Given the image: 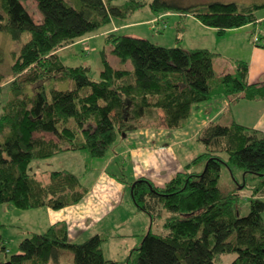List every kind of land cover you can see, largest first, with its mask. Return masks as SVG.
Returning a JSON list of instances; mask_svg holds the SVG:
<instances>
[{"label": "trees", "instance_id": "16d2710c", "mask_svg": "<svg viewBox=\"0 0 264 264\" xmlns=\"http://www.w3.org/2000/svg\"><path fill=\"white\" fill-rule=\"evenodd\" d=\"M37 2L43 14L40 22L24 0H0V31L15 40L25 31L31 33L15 56L13 79L0 71V89L9 82L15 92L0 115L2 203L24 209L78 204L87 188L75 172L55 170L44 183L31 173V163L82 149L103 156L119 133L136 129L142 119L158 110L163 111L165 124L181 127L195 105L256 87L248 81V62L241 61L235 72L215 77L216 53L210 49L159 45L138 35L107 34L112 52L123 63L131 58L133 68L115 66L104 52L98 79L90 75L89 65H67L59 50L96 34L115 19L127 20L147 5L155 11L163 6V12L191 14L222 34L256 22L264 3L242 6L236 1L212 0L200 7L176 5L173 0ZM2 61L0 50V64ZM59 77L71 79L75 85L47 87L46 80ZM30 83L38 84L34 95L23 91ZM200 140L206 151L164 185L145 176L131 184L134 201L150 215L152 226L163 220L160 233L151 227L134 249L135 258L131 255L125 262L107 258L100 233L73 242L63 220L24 238L19 251L0 258V264H50L51 260L60 264L64 248L72 250L75 264H218L222 255L232 253L236 257L229 264H264V133L237 122H211L202 129ZM199 161L206 162L204 171H192L191 166ZM223 165L232 171L241 169L245 177H260L247 215L240 213L242 188L226 192L219 185ZM3 225L0 219V251L6 252Z\"/></svg>", "mask_w": 264, "mask_h": 264}, {"label": "rangeland", "instance_id": "374dc122", "mask_svg": "<svg viewBox=\"0 0 264 264\" xmlns=\"http://www.w3.org/2000/svg\"><path fill=\"white\" fill-rule=\"evenodd\" d=\"M125 1L119 0L120 3ZM210 1L212 0H173L178 3L176 5L199 4L200 7L203 6L201 3ZM222 1H236L242 6L264 3V0ZM24 4L37 22L43 20L37 0H24ZM164 9L161 6L160 10L155 11L147 5L130 14L128 21L144 19L153 13L160 15ZM257 13L263 15L264 7L259 8ZM182 18L183 21H180V15L172 14L166 18L167 26L163 20L158 23L142 22L139 26L128 27L120 32L137 34L159 45L182 46L188 49L206 46L212 50H219L221 53L214 56L213 75L220 71H222L220 73H225L228 71L224 70L226 68L232 69L233 57L251 59L249 48L254 45L248 39L253 31L252 25H245L237 31L218 35L214 27L205 25L191 14ZM154 24H158V29H152ZM108 27L109 25L90 37L61 48L59 54L62 60L70 66L89 65L90 75L96 79L100 77L104 67V52L115 66L132 69L131 58L123 63L112 52V45L106 40L107 34L103 33ZM30 37V31H25L20 40H15L11 34L0 31V50L3 58L0 71L8 75L9 80L13 79L12 64L15 56L20 53L23 44ZM45 83L48 88L58 87L60 89L71 88L75 85L73 80H63L61 77L46 80ZM37 85L27 84L23 91L34 95ZM14 93L9 82L0 89V115L3 105L14 96ZM202 110L199 114H192L193 116L191 115L181 127H170L164 124L163 119L159 117V125L156 126L162 129V125H166L163 132L152 133L151 124L147 121L141 122L139 128L148 133L147 135L137 132V129L119 133L103 156H92L87 149H82L34 160L30 165V171L44 182L49 180L54 170L75 172L82 186L87 188L86 196L80 204L60 209L47 206L24 209L0 202V219L4 224L1 234L7 246L6 252L0 251V258L18 252L20 242L24 238L36 232H45L52 223L58 220H64L67 223L69 237L75 243L84 242L96 233H100L105 238L103 251L107 258L123 262L127 261L131 255L135 258L134 249L140 246L151 227L153 231L160 233L163 229V220L156 221L152 226L150 215L139 209L134 201L131 184L139 177L145 176L155 184L163 185L177 173L175 172L177 169H183L196 156L206 151L204 143L200 140V129L212 121L213 115L210 110ZM218 120L220 118L215 119V121ZM221 154L227 158L226 152H221ZM165 162L166 168L164 167ZM205 167L206 162L199 161L194 163L190 169L201 172ZM259 183V176L247 174L245 177L241 169L234 168L232 171L223 165L219 185L226 192L237 189V187L242 188L239 199L242 216L249 213L253 190ZM96 206H101L102 211L96 212ZM235 257V253L222 255L218 264H229ZM50 264L55 263L51 260ZM60 264H75L71 249L61 250Z\"/></svg>", "mask_w": 264, "mask_h": 264}, {"label": "crops", "instance_id": "0c3cea01", "mask_svg": "<svg viewBox=\"0 0 264 264\" xmlns=\"http://www.w3.org/2000/svg\"><path fill=\"white\" fill-rule=\"evenodd\" d=\"M172 14L180 15L181 16L180 21H183V18H182L183 16L189 15V14H182L181 12L169 11V12H162V13H160V15H156V13H153V15H151L147 18L135 19L131 22H129L128 19H127V21L115 19L109 25V27L105 31H103V33L108 34L110 32H120L122 29H125L128 27L139 26L142 24V22H150V23H152V22L156 23L157 22L158 23L161 20H163L165 23V26H167L168 21L166 20V18L170 17ZM250 25L253 26V28H252L253 31L250 33L248 40L250 42H252L254 45V46H250V48H249L250 49L249 54L251 56V59L247 60V59L241 58V57H233L232 58V64H233L232 69L226 68L224 70H228V71H226L225 73H220V72H222V71H220V72H218V74H215L214 76L220 77V76H222L228 72H235L237 69V64L241 61H245V62H248V64H249V71H248L249 84L254 83V84H256L255 85L256 87L255 88L252 87L248 91H243L238 96L234 95L233 97H228V98L227 97L216 98V99L195 105L194 110H193V115L196 113L199 114L200 110H202V109H204L206 111L210 110L213 117H212V121H210L209 123L220 122L222 124H228L229 125L233 122H237V123H240L242 125H245V126L251 128V129H255V130L259 131L260 133H264V44H261V45L258 44L257 45L253 40V36L255 35L254 33H256V32H261L260 35L264 36V14L258 15V19L256 22L250 23L246 26H250ZM242 27L235 28V29H229L225 33H222V34L219 33L216 28H214V29L218 35H224L230 31H237L239 29H242ZM152 29H158V24L157 25L154 24V27ZM120 33H122V32H120ZM126 34H129V33H126ZM132 35H137V34H132ZM196 48H207V49H210L211 51L215 52L218 55L221 53L219 50H212L211 48L206 47V46H198V47H194L191 49H196ZM186 49H188V48H186ZM191 49H189V50H191ZM251 92L254 93V95L251 96L250 95ZM156 115H159V117H161L164 121V113L161 110H158L156 112L155 117L151 114L148 116V118L141 120V122L147 121L148 124H151L150 128L152 129L151 130L152 133L163 132V130H165V128H166V125L165 126L162 125L163 128L158 129V127L156 125H159L158 124L159 118H157ZM218 118H220V120L215 121V119H218ZM225 122H227V123H225ZM208 124H205L202 126V128L200 129V135H201L202 129L204 127H206ZM139 127L136 128L138 130L137 132H140L143 135L148 134V133L140 130ZM165 166L167 167L166 162L164 163V167ZM181 170H184V168L183 169L179 168L175 172L178 173ZM177 173H175L172 177H174ZM50 179H51V174H50V178L47 182H49ZM170 179H168L167 181H169ZM47 182H44V183H47ZM157 185H159V184H157ZM80 203H78V204H80ZM78 204H73V205H78ZM69 206H71V205H69ZM95 210H96V212L102 211L101 206H96ZM54 223H52V224H54Z\"/></svg>", "mask_w": 264, "mask_h": 264}, {"label": "built area", "instance_id": "2783aa9c", "mask_svg": "<svg viewBox=\"0 0 264 264\" xmlns=\"http://www.w3.org/2000/svg\"><path fill=\"white\" fill-rule=\"evenodd\" d=\"M253 40L257 45L264 44V36H261L260 34H255L253 36Z\"/></svg>", "mask_w": 264, "mask_h": 264}]
</instances>
